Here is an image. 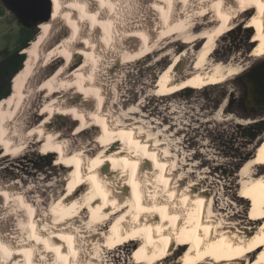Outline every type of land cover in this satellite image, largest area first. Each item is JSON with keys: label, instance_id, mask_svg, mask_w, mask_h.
Segmentation results:
<instances>
[{"label": "bare ground", "instance_id": "1", "mask_svg": "<svg viewBox=\"0 0 264 264\" xmlns=\"http://www.w3.org/2000/svg\"><path fill=\"white\" fill-rule=\"evenodd\" d=\"M56 1L50 20L24 50L28 63L14 78L13 93L0 102V203L7 197L0 211L18 205L17 212L25 211L18 227L6 234L0 228V264H116L104 254L114 231L120 244L137 241L136 264H264V137L237 174V202L251 203L252 211L230 214L215 207L210 187L186 174L168 141L146 126V106L128 109L125 95L112 101L102 74L110 55L118 61L120 43L123 60L186 49L159 76L156 93L225 82L242 70L212 58L218 43L249 16L263 47L264 0H147L152 11L169 6L164 20L128 16L134 0ZM64 17L77 30L51 41ZM56 56L70 60L33 83ZM37 96L43 97L42 108L35 111ZM33 151L41 159L60 156L54 164L73 169L44 214L41 207L48 203L34 199L31 186L29 192L18 190L24 182L20 171L14 173L20 180L7 181L3 174L12 177L6 168L24 164ZM7 215L0 223L8 222Z\"/></svg>", "mask_w": 264, "mask_h": 264}, {"label": "rangeland", "instance_id": "2", "mask_svg": "<svg viewBox=\"0 0 264 264\" xmlns=\"http://www.w3.org/2000/svg\"><path fill=\"white\" fill-rule=\"evenodd\" d=\"M56 2L55 0L54 4ZM148 4L149 2L147 0L143 1L142 4L141 0H134L131 4H128V9L126 7V12L129 13L126 14L128 16H134L138 15V13H144L146 17L149 15V18L154 16L152 20L154 18L159 19L162 17L163 19L168 17L169 6L164 4V6L157 11H152ZM132 5L135 7L133 8ZM62 19V24L59 23L60 26H58L57 32L54 33L55 35L52 36L51 41L62 40L77 30L73 20L67 17ZM251 22L252 17L249 18L248 16V20L245 21V23L234 30L230 35L226 37L222 36L219 41L212 58L224 62L226 65L232 64L235 67L239 66L242 73L216 85L211 84L203 88L192 87L173 95L156 93L159 76L172 62L173 57L181 51L186 50L185 48L177 49L175 47L170 51L169 49H165L156 55H150L145 58H140L139 60L130 59V57L127 58V55L124 59L125 62L121 58L124 52L121 50L123 46L118 43V45H120V50L119 52L117 51V53L114 52V56H117L118 61H115V57H113L112 54L110 57L108 56V61H104L105 63L102 68L103 78L106 80L107 87L113 93L112 101L114 99L117 101L119 96L125 95L124 98L131 100L128 102V109L132 104L136 105V107L138 104L145 105L146 107L143 113H145V115L148 113V118L145 117L146 126L153 129V132L160 133L162 136L161 138L165 142L168 141L167 144L172 150V153L178 157L176 158V162L180 163V167L182 166L181 168L184 169L186 174L188 173L191 175V178L196 182H199V179L202 180L205 185L210 187L213 192L212 197L215 198V207L224 208L225 212H229L230 214L241 209L246 214L252 211L250 209L251 203L248 205H241L237 202V195L239 194L240 188V177L237 174L247 161L254 158L259 144L264 137V125H262V127L260 126L262 130L258 128L257 131L253 128V126L257 124L256 122L260 120H263L260 123L264 124V109L257 107L256 103L253 101L249 86L243 80L245 72L259 62L264 61V46L258 45V41H256L257 28H251ZM20 26L21 24L17 17L6 9L5 15L0 18V61L16 49ZM43 26L44 24H39L37 26L39 33ZM167 51L171 53L167 54ZM194 55V51H190L188 54L191 59ZM162 56L164 57L161 58ZM69 60L70 59L65 61L57 56L53 57L51 61L48 62L49 64L44 65L43 69L37 72L33 83H40ZM122 60L124 62H121ZM117 64L119 66H117ZM51 68L54 71L51 70ZM96 78L102 81L104 80L101 77ZM42 98L43 97L37 96L34 99L35 111L38 108H42ZM86 114L89 118V114ZM73 119H75V117H73ZM31 123H33V120H31L29 126L32 125ZM77 131L78 130H75V132ZM254 134H256L255 138H253ZM102 150L103 149H101V151ZM28 154L25 156L26 158H24V164L14 163V165H10L6 168V170L9 169L8 172L12 171V177L6 172L3 174L6 175L5 179L7 181L12 179L20 180L18 179V174L14 176L15 172L20 171V175L23 176L20 177L24 178V182H22V186L24 187L22 189L20 188L22 186H19L18 190L29 192L28 190L31 186L32 189L30 188V192L34 194V196L32 194L34 199L38 200L40 198V203H48L43 204V208L41 207L40 212L44 214L46 210H49L48 208L53 198L55 199V197H58L61 192L60 190L63 191L62 188L65 189L68 177L73 169H60L55 165L54 162H56V160L58 161L57 157L60 156H52L48 158V160L42 158V160L37 151ZM1 161L3 160H0V162ZM187 163L188 165L186 166ZM31 171L35 173H31ZM93 181L94 180L87 182L89 187L92 186ZM43 198H46L47 201H44ZM5 199L7 200V197ZM4 200H2L3 203ZM3 203H0V205H3ZM233 207L237 209L235 210ZM18 208H20L19 205L16 206V208H13V206L7 208V213L0 211V219L8 214L6 218L8 222L0 223V226H2L0 228L6 231L5 234L19 226V216L20 218L22 214L25 216V211H16ZM8 226H10V229ZM21 232L16 234L18 237L16 241L18 242L20 241L19 237H21ZM112 234L114 237L112 236L111 242L107 243L105 246V256H108V258L110 256V258L114 259L116 264H136L137 260L134 256V252L138 248L137 241H127L126 243L120 244L116 241L117 231H114ZM182 246H185L184 243H182ZM256 255H253V257Z\"/></svg>", "mask_w": 264, "mask_h": 264}, {"label": "water", "instance_id": "3", "mask_svg": "<svg viewBox=\"0 0 264 264\" xmlns=\"http://www.w3.org/2000/svg\"><path fill=\"white\" fill-rule=\"evenodd\" d=\"M6 9L12 12L19 23L26 28H34L49 21L51 17V0H0ZM245 82L250 92L264 100V62L251 69ZM262 130V128H261ZM256 137L254 134L253 138Z\"/></svg>", "mask_w": 264, "mask_h": 264}, {"label": "trees", "instance_id": "4", "mask_svg": "<svg viewBox=\"0 0 264 264\" xmlns=\"http://www.w3.org/2000/svg\"><path fill=\"white\" fill-rule=\"evenodd\" d=\"M5 13L6 8L0 1V18ZM38 34L37 26L34 28H26L21 25L16 49L0 61V102L13 93L14 78L28 63V55L23 51L36 40Z\"/></svg>", "mask_w": 264, "mask_h": 264}, {"label": "flooded vegetation", "instance_id": "5", "mask_svg": "<svg viewBox=\"0 0 264 264\" xmlns=\"http://www.w3.org/2000/svg\"><path fill=\"white\" fill-rule=\"evenodd\" d=\"M263 62H264V61L259 62V63L256 64L254 67L260 65V64L263 63ZM254 67H252L251 69H253ZM251 69L248 70L247 72H245V74H244V76H243V80H244V82H245V77L248 78V73H250ZM245 83H246V82H245ZM252 97H253V101L256 103L257 107H260V108H263V109H264V100H263L262 98H260L259 96H256L255 94H253ZM262 121H263V120H260V121L256 122L257 124L254 125L253 128H254L255 130L258 131V128H261L262 125H264V124L260 123V122H262ZM258 123H259V124H258ZM260 126H261V127H260ZM251 129H252V128H251ZM254 129H252V130H254Z\"/></svg>", "mask_w": 264, "mask_h": 264}]
</instances>
